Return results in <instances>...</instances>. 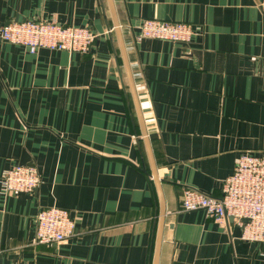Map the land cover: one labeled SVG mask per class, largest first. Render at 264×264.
Masks as SVG:
<instances>
[{
    "label": "crops",
    "instance_id": "crops-1",
    "mask_svg": "<svg viewBox=\"0 0 264 264\" xmlns=\"http://www.w3.org/2000/svg\"><path fill=\"white\" fill-rule=\"evenodd\" d=\"M264 0H0L12 20L89 26L87 53L0 37V264H264L233 219L184 212L186 189L219 197L242 154H264ZM181 22L187 43L141 37ZM34 166L33 192L4 171ZM75 235L37 244L40 209Z\"/></svg>",
    "mask_w": 264,
    "mask_h": 264
},
{
    "label": "built area",
    "instance_id": "built-area-1",
    "mask_svg": "<svg viewBox=\"0 0 264 264\" xmlns=\"http://www.w3.org/2000/svg\"><path fill=\"white\" fill-rule=\"evenodd\" d=\"M195 32L186 23L144 19L140 34L145 38L187 43ZM97 36L89 26L62 25L54 20L17 18L0 28L3 41L25 46L31 53L43 48L87 53ZM1 182L5 193L33 192L40 185L41 177L34 166L18 165L4 171ZM180 207L184 212L202 210L218 223L233 219L242 229L245 240L264 242V154H242L233 173L222 182L219 197L188 188ZM36 227L37 244L63 243L75 235L71 213L57 206L40 209Z\"/></svg>",
    "mask_w": 264,
    "mask_h": 264
}]
</instances>
